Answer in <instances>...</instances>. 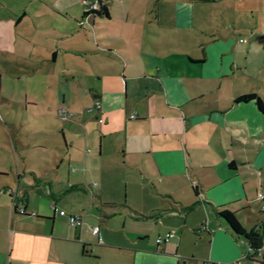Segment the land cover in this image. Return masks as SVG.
I'll use <instances>...</instances> for the list:
<instances>
[{"label":"crops","instance_id":"crops-1","mask_svg":"<svg viewBox=\"0 0 264 264\" xmlns=\"http://www.w3.org/2000/svg\"><path fill=\"white\" fill-rule=\"evenodd\" d=\"M244 1L111 0L107 15L83 13L82 23L75 14L40 31L45 51L30 52L27 76L41 69L39 86L56 85L63 142H53L54 171H0L11 176L0 182V264H264V213L255 200L264 193V112L253 99L235 102L252 93L264 104L256 40L264 31L245 27ZM60 109L71 117L61 119ZM95 134L98 156L117 157L145 181L150 199L136 213L154 219L148 230L112 226L103 218L111 203L96 183H81ZM64 160L68 171H58ZM223 209L246 231L262 223L253 260L245 239L215 216ZM58 210L81 214L82 224Z\"/></svg>","mask_w":264,"mask_h":264},{"label":"rangeland","instance_id":"rangeland-1","mask_svg":"<svg viewBox=\"0 0 264 264\" xmlns=\"http://www.w3.org/2000/svg\"><path fill=\"white\" fill-rule=\"evenodd\" d=\"M92 1L0 0V171L55 170L56 151L53 142H63L59 128L65 123L57 116L55 107L56 100L60 101L61 97L56 85L52 84L48 88L39 86L42 76L39 77L38 74L44 70L40 69L35 76H27L34 64V59L29 54L31 51H45L41 30L65 23L67 18H73L75 14H80L79 21L83 19L84 12L101 15V5L111 7V0H103L93 9ZM240 7L250 11L243 13L245 27L264 31V0H246ZM22 12H25V15L21 16ZM81 22L83 23V20ZM23 33L34 38L35 44L29 43ZM78 63L85 65L80 60ZM46 67L48 65L45 69ZM78 91L84 94V91ZM85 93L88 100L89 94ZM25 94L34 97L38 104L26 105ZM78 98L80 99V95ZM74 120H77V117ZM93 129H96V126H93ZM43 130H47L46 143L40 142L43 140ZM97 134L94 138L92 158L88 164L81 167L86 175L81 183L90 186L96 183V193L101 195L102 191L103 202L111 203L109 215L102 217L112 226L125 221L126 231L148 230L154 224V219L140 218L139 213H136L141 208L144 210L143 206L150 199V192L142 190L145 181L138 171L125 170L117 157L105 156V153L98 156L95 143ZM58 171H68L65 160L59 165ZM10 177H0V182ZM153 186L148 184L147 187L151 189ZM155 186L159 184L156 183ZM96 198L97 196L94 197L95 200ZM93 208L98 206L94 203ZM94 209L92 212L96 214ZM186 246H189V242ZM196 247L203 249L201 245ZM259 262L257 264H261Z\"/></svg>","mask_w":264,"mask_h":264},{"label":"trees","instance_id":"trees-1","mask_svg":"<svg viewBox=\"0 0 264 264\" xmlns=\"http://www.w3.org/2000/svg\"><path fill=\"white\" fill-rule=\"evenodd\" d=\"M106 6L105 5H101L100 6V11H101V15H107V11H106ZM84 14L86 15L87 13L84 12ZM255 100V103L258 107V109L262 112H264V104L263 102L260 100L259 97H257L255 94H245V95H240L238 97L235 98V102L238 101H246V100ZM262 211V210H261ZM264 213V211H262ZM215 216L221 218L225 224L228 226V228L236 235L238 236H242L247 245H248V252L245 254V256L249 259H252L256 256L259 255V249L261 247V235L260 233L257 231V228L259 226L262 225V223H260L259 225H257L255 227V229L253 230H245L240 223L238 222V220L236 219L235 215L233 212L223 209L220 211H216L215 210Z\"/></svg>","mask_w":264,"mask_h":264},{"label":"built area","instance_id":"built-area-1","mask_svg":"<svg viewBox=\"0 0 264 264\" xmlns=\"http://www.w3.org/2000/svg\"><path fill=\"white\" fill-rule=\"evenodd\" d=\"M103 0H93L91 2V8L95 9L98 4H100ZM95 107L99 108L100 107V100L95 101ZM59 116L61 117V119L66 120L68 118L71 117V115H68L67 113H65V111L63 109H60L58 111ZM130 118H135L136 114L135 112L130 113L129 115ZM255 200L260 202L261 204V210L264 211V193L262 192H257L255 194ZM59 215H66L67 216V221L70 225H81L82 224V220H83V216L81 214H66L64 210H58ZM91 233L93 235H95L97 237L98 242H101V237L99 234V227L97 225L92 226L90 228ZM174 230L170 229L164 236H158L156 241L157 243H162L167 241L169 238H171L174 235ZM202 264H208V261L203 262ZM229 264H239L238 261L229 263Z\"/></svg>","mask_w":264,"mask_h":264},{"label":"water","instance_id":"water-1","mask_svg":"<svg viewBox=\"0 0 264 264\" xmlns=\"http://www.w3.org/2000/svg\"><path fill=\"white\" fill-rule=\"evenodd\" d=\"M256 40H257L259 43H261V44L263 45V47H264V36H257V37H256Z\"/></svg>","mask_w":264,"mask_h":264}]
</instances>
